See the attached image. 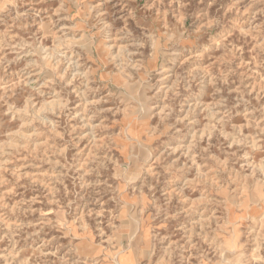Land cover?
<instances>
[{"label": "rangeland", "instance_id": "obj_1", "mask_svg": "<svg viewBox=\"0 0 264 264\" xmlns=\"http://www.w3.org/2000/svg\"><path fill=\"white\" fill-rule=\"evenodd\" d=\"M0 264H264V0H0Z\"/></svg>", "mask_w": 264, "mask_h": 264}]
</instances>
